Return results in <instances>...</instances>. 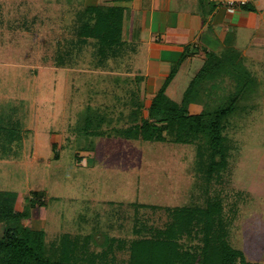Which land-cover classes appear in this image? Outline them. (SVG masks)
I'll use <instances>...</instances> for the list:
<instances>
[{
	"label": "rangeland",
	"instance_id": "374dc122",
	"mask_svg": "<svg viewBox=\"0 0 264 264\" xmlns=\"http://www.w3.org/2000/svg\"><path fill=\"white\" fill-rule=\"evenodd\" d=\"M85 3L0 0V191L18 196V211L30 209L25 225L43 230L47 244L93 236L90 251L102 253L110 237L122 264L129 251L118 242L141 237L137 225L165 228L168 208L220 198L232 220L230 245L264 264V49L246 45L253 35L246 31L238 47L246 45V57L228 44L215 53L221 69L205 78L207 61L191 55L167 89L181 104L197 81L198 112L243 92L225 131L234 147L227 173L206 193L194 145L122 136L148 114L146 79L132 76L144 67L121 46L102 56L97 40L81 43ZM34 193L40 203L29 205Z\"/></svg>",
	"mask_w": 264,
	"mask_h": 264
},
{
	"label": "trees",
	"instance_id": "16d2710c",
	"mask_svg": "<svg viewBox=\"0 0 264 264\" xmlns=\"http://www.w3.org/2000/svg\"><path fill=\"white\" fill-rule=\"evenodd\" d=\"M87 12L89 19L82 26L80 36L97 40L100 54L105 56L108 49L122 41L124 11L97 7ZM217 58L213 53L207 55L202 77L221 69L215 63ZM177 72L178 67L153 99L147 116L138 125L122 131V136L145 142L194 145L195 171L208 193L211 184L220 183L227 173L228 159L234 147L225 131L229 119L239 109L243 92L238 91L227 101L215 99L201 112L191 110V106L198 102L197 81L191 85L181 104L172 102L166 95ZM32 196L35 201L30 200L29 205L40 203L36 193ZM17 199L15 193L0 192V225L3 227L0 264H122L112 254L116 240L110 237L103 239L102 245L107 248L102 253L90 251L89 240L97 243L93 236L81 242L79 238L63 235L57 243L47 244L43 230L25 225L31 218V211H18ZM139 206L157 209L149 205ZM167 211L170 222L165 228L140 224L136 226L135 233L141 237L130 242H118L122 249L129 251L127 264H251L241 251L230 245L232 220L224 217L220 198L213 199L208 195L204 205L191 204L168 208ZM148 232L150 236H146Z\"/></svg>",
	"mask_w": 264,
	"mask_h": 264
},
{
	"label": "crops",
	"instance_id": "0c3cea01",
	"mask_svg": "<svg viewBox=\"0 0 264 264\" xmlns=\"http://www.w3.org/2000/svg\"><path fill=\"white\" fill-rule=\"evenodd\" d=\"M86 3V12L101 6L124 11L122 41L108 50L121 46L122 51L132 53L126 56L129 60L138 55L137 61L144 71L132 76L146 79L143 86L145 95H150L146 97L150 99L148 107L173 70L190 60L191 55L205 61L206 53L221 54L228 44L241 50L244 57L248 43L252 48L264 49V0H255L234 13L220 0H86ZM246 31L252 32V38L245 47L238 48L245 43L242 34ZM80 38L85 46L91 41Z\"/></svg>",
	"mask_w": 264,
	"mask_h": 264
},
{
	"label": "built area",
	"instance_id": "2783aa9c",
	"mask_svg": "<svg viewBox=\"0 0 264 264\" xmlns=\"http://www.w3.org/2000/svg\"><path fill=\"white\" fill-rule=\"evenodd\" d=\"M255 0H220L230 13H234L237 9L248 7Z\"/></svg>",
	"mask_w": 264,
	"mask_h": 264
}]
</instances>
